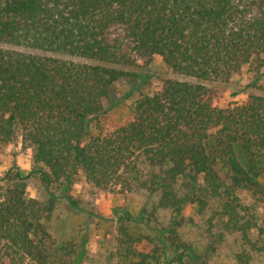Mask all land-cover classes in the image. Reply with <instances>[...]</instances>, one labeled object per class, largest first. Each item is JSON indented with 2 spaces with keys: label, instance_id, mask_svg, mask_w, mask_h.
<instances>
[{
  "label": "trees",
  "instance_id": "1",
  "mask_svg": "<svg viewBox=\"0 0 264 264\" xmlns=\"http://www.w3.org/2000/svg\"><path fill=\"white\" fill-rule=\"evenodd\" d=\"M0 43L24 49L0 47V144L30 149L71 209L81 183L90 195L153 197L139 214L148 223L169 213L148 250L135 248L131 212L118 214L104 264H206L179 242L187 205L211 253L233 239L235 264L264 254V95L218 106L206 85L264 74V0H0ZM155 57L188 80L139 96L124 122L106 118L116 84L139 77L124 69ZM26 180L18 169L0 179V264H82L86 242L51 235L56 198L30 197Z\"/></svg>",
  "mask_w": 264,
  "mask_h": 264
},
{
  "label": "rangeland",
  "instance_id": "2",
  "mask_svg": "<svg viewBox=\"0 0 264 264\" xmlns=\"http://www.w3.org/2000/svg\"><path fill=\"white\" fill-rule=\"evenodd\" d=\"M0 47L24 50L3 43H0ZM63 58L80 61L78 58ZM124 70L136 73L139 77L133 83H129L127 80L117 83L111 100L105 103V117L120 122L131 117L133 105L139 96L160 90L164 80H188L174 73L158 57L147 63L138 59L134 65L126 67ZM206 85L214 90L216 105L225 106L245 100L250 95H264V74L243 68L234 74L228 82ZM235 149L240 159L245 163L248 162V158L242 154L240 148L236 146ZM258 162L257 179L264 186V159L258 158ZM10 169H18L21 175L27 178L26 189L30 197L41 200L50 197L56 198L55 209L47 222L48 230L60 243L73 241L83 245V242H86L87 253L82 264H104L106 258L115 252L118 214L125 210L130 211L133 215L129 231L140 236V240L135 244L137 250L151 248V244L146 238L158 233L156 225L162 228L168 222L169 213L166 211L157 212V219L153 216L150 223L147 221V214L143 220L140 219L139 214L144 206L152 205L153 197H149L146 193L122 195L98 192L90 195L86 193L87 188H82L81 183H74L70 190L75 199L81 200L80 209H71L57 184L47 187L41 181L32 165L31 150L23 148L20 141L10 145L0 144V179ZM248 199L251 197L249 196ZM183 214L185 215V224L177 231L180 243L191 245L192 249L200 255V262L235 264L236 247L233 239H227L221 243L215 253H211L201 216L191 205L185 207ZM251 264H264V254L255 256Z\"/></svg>",
  "mask_w": 264,
  "mask_h": 264
}]
</instances>
